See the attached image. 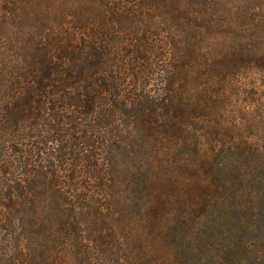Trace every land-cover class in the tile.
I'll return each instance as SVG.
<instances>
[{"label":"trees","instance_id":"trees-1","mask_svg":"<svg viewBox=\"0 0 264 264\" xmlns=\"http://www.w3.org/2000/svg\"><path fill=\"white\" fill-rule=\"evenodd\" d=\"M263 115L264 0H0V264H264Z\"/></svg>","mask_w":264,"mask_h":264},{"label":"rangeland","instance_id":"rangeland-1","mask_svg":"<svg viewBox=\"0 0 264 264\" xmlns=\"http://www.w3.org/2000/svg\"><path fill=\"white\" fill-rule=\"evenodd\" d=\"M249 100H250V97L241 96L240 100L237 101V103L239 104V106L234 105L235 104L234 101L230 102V108L228 109L229 112L230 113L231 112H236L235 111L236 109H242V108H243L244 111L245 110H248L249 111L251 109V106L250 107L248 106L249 108H246V106H245V101H247V104H248ZM250 103H251V100H250ZM242 114L241 113H238L236 115H242ZM259 114H261V112ZM263 117H264V115H263ZM241 121H242V119H241ZM261 130L264 131V129H261ZM259 139L262 140V141H264V136L263 137L260 136ZM225 197L228 198V196H225ZM233 217H235V216H233ZM232 220H233V223L235 224V220L234 219H232ZM219 224H218L217 228L222 231L223 236L226 237V238H228L231 235L235 236L236 234L237 235L238 234L239 235L242 234L245 238H247V239L250 240V239H253L254 236H255V234L253 232H242L241 230H239V228L237 227V225L229 226V225H227V223H221L220 225Z\"/></svg>","mask_w":264,"mask_h":264}]
</instances>
